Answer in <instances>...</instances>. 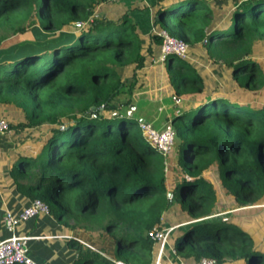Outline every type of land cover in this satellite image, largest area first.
Instances as JSON below:
<instances>
[{"label":"trees","instance_id":"obj_1","mask_svg":"<svg viewBox=\"0 0 264 264\" xmlns=\"http://www.w3.org/2000/svg\"><path fill=\"white\" fill-rule=\"evenodd\" d=\"M108 1L0 0V28L13 33L0 37L8 45L0 51V106L24 114L16 127L44 134L39 152L20 154L8 172L17 194L45 203L64 228L113 238L114 262L69 239L72 264H157L160 244L150 234L165 227L174 205L179 224L211 217L173 232L170 244L185 263L264 264V240L247 220L212 217L218 200L205 178L216 170L237 207L264 206V0L222 8L157 0L147 35L128 12L97 14ZM32 14L29 28L38 23L46 34L37 45L20 36ZM161 32L188 45L185 59L162 62L174 102L206 96L172 118L178 174L165 172L170 155L129 115L130 99L116 101L147 84L162 58ZM206 66L222 72L207 78Z\"/></svg>","mask_w":264,"mask_h":264},{"label":"crops","instance_id":"obj_2","mask_svg":"<svg viewBox=\"0 0 264 264\" xmlns=\"http://www.w3.org/2000/svg\"><path fill=\"white\" fill-rule=\"evenodd\" d=\"M116 1L117 0H109L108 4ZM156 1L157 0H120L119 2L125 3V12H128L135 23L138 24L141 32L147 35L152 31V9ZM247 1L249 0H206L208 4L211 6L214 5V7L217 8L226 7L228 5H239ZM160 64L161 63L154 64L148 70L147 84L141 90L133 91L130 97L122 95L118 97L116 101L118 103H125L129 98L132 102L130 113H133L134 117L140 119V122L152 124L154 128L156 124L159 123L161 124V130H164L171 127L169 122L171 121L172 115L174 116L176 109L174 110L175 104L172 103V95H174L173 89L169 86L166 79L164 65L161 64L163 65L161 66ZM162 93L166 94L167 97L161 98L160 95ZM201 97L205 98L201 99ZM205 99L206 96L201 95L192 97L190 101L191 103H200L204 102ZM3 113L9 114L8 116L12 118L15 116L12 114V111L9 112V110L0 106V115ZM16 113L21 114L20 112ZM162 116L164 117L163 120H161ZM10 135L11 134H6L0 138V241L6 240L12 236L3 226V217L6 211L20 214L31 203L17 194L14 184L8 176V172L13 162L20 154L36 152L42 142L41 138L35 143V149L30 152L22 147L24 144L22 142H18V145L8 142ZM220 191L223 192L221 188ZM223 196H225L224 193ZM191 223L192 222L178 223L175 225V230L188 226ZM171 227L172 226L165 225L163 229ZM172 233H170V235ZM70 234V232H63L62 225L58 224L50 215H39L36 218L21 223L14 233L15 236L32 238L27 242L28 255L37 264H71V262L75 260V251L70 250L67 246V242L71 239ZM167 244L168 243L165 244V248Z\"/></svg>","mask_w":264,"mask_h":264},{"label":"rangeland","instance_id":"obj_3","mask_svg":"<svg viewBox=\"0 0 264 264\" xmlns=\"http://www.w3.org/2000/svg\"><path fill=\"white\" fill-rule=\"evenodd\" d=\"M119 1L117 0L116 2H113V3L111 2V4H108V3H107L108 5L105 4L106 6L105 5L101 6L98 9L97 14H99V15L103 14L106 17L112 18V19L120 17L122 15V13L125 12L126 7H125V3H122ZM32 20L34 22H37L36 16L34 14H32L31 17L23 23V26L26 27L25 28L26 30L20 36H22L21 39L25 38V41H27L28 43L37 45V44H40V42H42L43 39L46 38V34L40 29L38 23L36 25H34L32 28H29L28 25H29V23H31ZM3 35L5 36L4 42H5V40H9L13 37V33L11 30H5L4 28H0V37H2ZM4 45H5V43L0 46V51L2 48H4ZM5 46H8V45L6 44ZM3 54H4L3 56H6V54H9V53H3ZM2 59H3V57H2V55H0V63H1ZM158 62L162 64V61L159 60ZM161 66H163V65H161ZM205 72L207 73V75H206L207 78H209L211 76V77H213V79H216V78H218L217 74L218 73L221 74L222 70L219 69L217 71H214L211 67L207 66L205 68ZM166 79L168 80L167 74H166ZM216 82L220 83L219 81H216ZM160 96H161V98L167 97V95L164 93H162ZM172 98H175L174 95H172ZM172 98H170V99H172ZM204 98L205 97H201V99H204ZM172 103L175 104L174 110L176 109V111H175V113H176V112H183L184 110L186 111L189 108L188 105L191 103V101L189 100L188 102L184 101V102L175 103L174 100H172ZM133 104H136V103H133ZM181 105H182V107H181ZM9 112H10V110H9ZM20 113L21 114H19V113L17 114V113L13 112L12 114L15 115L13 118L8 116L9 114L7 115L5 113L1 114L0 117L5 118L8 122H12V124H13L12 125L13 127L10 128V132L8 133V135L11 134L9 136L8 142H11L14 145L15 144L18 145L20 142H22V143H24L22 145V147L26 151L31 152L35 149V143L38 142L41 138H43L44 134L39 129L34 128V127H31V128L16 127L18 124L25 123L24 114L22 112H20ZM134 118L140 121V119H138L137 117H134ZM172 118H173V115H172ZM172 118H171V121L169 123L173 129L177 126V122H172ZM163 119H164V117L162 116L161 120H163ZM160 125L161 124H159V123L156 124L155 129L161 130ZM135 131L138 133L141 132L139 126L135 127ZM178 143L179 142L176 138L174 148H173L170 156L166 160L167 161L166 168H165L166 173H172V171H174L175 174H178L179 168H178V164H177V155H176ZM43 144H44V139L41 142V147ZM41 147L38 149L37 152H39ZM205 178L214 185L215 190H216L217 200H218L217 205H216V209H215L216 214L212 217L221 216V217L228 218V219L240 218L241 220H245V221L247 220L246 221L248 223L246 225L247 230L254 233L255 236H257L260 240H264V206H250V207H246V208L237 207L231 199L223 196V192L220 191L221 185L219 182V175H218L216 170L206 173ZM59 204L61 205L62 208L67 207V204L63 198H61L59 200ZM182 216H183L182 213L179 212L178 205H174V207L171 209V211L164 217L165 225L166 226H172L171 228H174V232H175V228H176L175 225L178 224L179 222L183 221ZM73 222H71V223H73ZM62 227H63V232H67V233L70 232L71 233L70 234L71 239L77 241L81 245H84V246H87V247L93 249L94 251L105 256L106 258H109L111 261H114L111 258L114 254V240L110 235L103 234V235L95 238L93 235H91V233L89 234L88 232H84L82 230H81V232H79L76 230H72L71 228H64V226H62ZM89 228H91V227H89ZM167 229H169V228H167ZM172 234L169 235L167 238L168 244H167L166 248L164 247L165 250H163L161 254L159 252L157 262H156L157 264H159L160 260L166 261L168 264H187L181 258H179L175 255V251L173 250V248L170 244L171 243L170 237L172 236ZM67 246H68V242H67ZM68 248L70 250H73V248H71L69 246H68ZM73 262H74V260H73ZM73 262H71V264Z\"/></svg>","mask_w":264,"mask_h":264},{"label":"built area","instance_id":"obj_4","mask_svg":"<svg viewBox=\"0 0 264 264\" xmlns=\"http://www.w3.org/2000/svg\"><path fill=\"white\" fill-rule=\"evenodd\" d=\"M162 38L161 53L164 61L165 57L174 55L181 59L187 57L188 45L170 37L166 32H161ZM141 130L147 136L148 140L163 156L166 158L171 154L176 134L171 127L164 130L155 129L151 124L142 122ZM10 132L9 123L6 119L0 118V138ZM39 215H49L48 206L40 200H35L25 208L20 214H14L12 211H6L3 217L4 228L12 234L6 240L0 241V264H37L28 255L27 242L31 237L15 236L16 228L21 223L27 222ZM174 228L154 230L150 236L155 243L160 244V254L162 253L167 238ZM198 264H215L213 260L202 259Z\"/></svg>","mask_w":264,"mask_h":264},{"label":"water","instance_id":"obj_5","mask_svg":"<svg viewBox=\"0 0 264 264\" xmlns=\"http://www.w3.org/2000/svg\"><path fill=\"white\" fill-rule=\"evenodd\" d=\"M131 113L129 112V115H130ZM169 196H171V194H169ZM209 218H211V217H208V218H205V219H202V220H198V221H195V222H192V223H197V222H199V221H203V220H206V219H209Z\"/></svg>","mask_w":264,"mask_h":264},{"label":"bare ground","instance_id":"obj_6","mask_svg":"<svg viewBox=\"0 0 264 264\" xmlns=\"http://www.w3.org/2000/svg\"><path fill=\"white\" fill-rule=\"evenodd\" d=\"M116 264H120V262L119 263H116ZM122 264V263H121Z\"/></svg>","mask_w":264,"mask_h":264},{"label":"clouds","instance_id":"obj_7","mask_svg":"<svg viewBox=\"0 0 264 264\" xmlns=\"http://www.w3.org/2000/svg\"><path fill=\"white\" fill-rule=\"evenodd\" d=\"M114 262V261H113ZM115 264H116V262H115Z\"/></svg>","mask_w":264,"mask_h":264}]
</instances>
